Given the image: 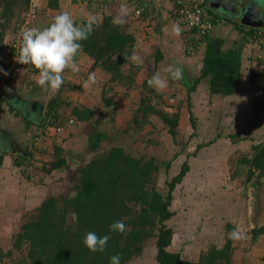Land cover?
I'll use <instances>...</instances> for the list:
<instances>
[{"label": "trees", "instance_id": "16d2710c", "mask_svg": "<svg viewBox=\"0 0 264 264\" xmlns=\"http://www.w3.org/2000/svg\"><path fill=\"white\" fill-rule=\"evenodd\" d=\"M30 2L31 0L0 1V68L6 64V53L14 50L13 47L5 46V39L13 26L15 25V28L16 24L22 21V14L29 12ZM58 7L59 0H49V9ZM148 12L143 15H148ZM113 20L112 16H106L101 21H93V31L87 40L81 42L82 49L78 53L79 56L87 55L94 61L91 71L101 67L111 76L102 92L103 113L110 112L108 119H97V111L92 107L77 106L72 110V115L78 122L90 126L87 151L93 153L94 158L74 175V193L69 188L58 195H51L30 212L31 216H27L29 219L21 226V232L16 235L13 247L5 257H13L15 252L23 253L17 264H109V258L119 254L121 264H129L134 258L142 255L144 244L148 240L155 239L157 264H231L234 240L230 239L223 248L214 246L207 252L203 251L198 262L184 260L180 252L170 249L174 231L167 222L176 215L170 208L172 196L176 187L182 184L189 174V162L186 161L180 166L178 174L171 176L173 161L157 164L155 158L138 157L136 151L127 149L123 143L114 144L127 132V129L116 130L115 127L121 106L115 99L119 93L115 92L113 96L111 94L115 84L122 85L127 82L126 86L130 89L136 88L133 93L137 96V101H133V105L137 109L132 119L136 122L135 130L141 129L144 124H151L150 118L158 116L170 127L169 132L176 141L180 133L176 131L180 118L179 113L172 116L158 108L165 98L163 94L149 87L147 80L143 84H137L136 74L140 73L141 68L132 66L129 59L136 49L134 29L127 25H115ZM84 22L87 20L76 21L77 24ZM128 64L131 66L129 72L126 71ZM134 70L137 73L133 74ZM32 90L35 91L36 88ZM2 94L0 99L6 102ZM64 103L66 100L57 98L49 102L44 122L38 125L39 129L35 131L37 133L32 139L35 146L38 142H43L44 135L48 139V129L55 128L53 131L58 134L57 129L67 122L60 113ZM66 104L71 105L70 102ZM20 108L22 109L16 116H23L26 128H30L32 122L27 120V115L33 112L25 106ZM23 109L28 114H23ZM13 110L14 108L10 107V112ZM192 124L197 127L196 123ZM109 130L113 134H110ZM195 140L201 141L198 143L200 145L191 154H186L187 158L197 157L200 149L215 142L210 140L204 143L206 139ZM106 142H112L113 146L104 152ZM55 148L58 158L40 169L45 174H51L64 167L69 168L67 158L59 156L63 149L57 146ZM181 155L176 154L175 158L178 159ZM32 158L33 151H28V148L20 154L19 164L23 165L24 174ZM254 165L260 170V176H264V150L256 158ZM161 173L167 178L166 193L160 191L156 184V176ZM253 175L254 172H250L248 177ZM28 178L31 179L30 175ZM118 220H122L126 225L124 233L111 232L109 229V225ZM228 227L234 230L232 226ZM90 231L100 237H110L103 252L93 253L84 246L83 238ZM262 233L264 228L252 231L253 244Z\"/></svg>", "mask_w": 264, "mask_h": 264}, {"label": "crops", "instance_id": "0c3cea01", "mask_svg": "<svg viewBox=\"0 0 264 264\" xmlns=\"http://www.w3.org/2000/svg\"><path fill=\"white\" fill-rule=\"evenodd\" d=\"M122 2L128 5L129 15L121 25L131 26L136 38L135 52L139 60L135 63L139 64V75L143 79L140 84L145 80L148 83L156 72H160L162 77H168V87L159 93L166 99L171 98L173 102L168 104L165 100V106L168 109L178 108L180 122L184 117L187 119L191 125L190 135H196L195 139L215 141L204 148L206 150L213 146L205 153L211 157L203 161V166L209 171L203 173L202 178L190 170L187 177L193 175L206 186L235 187L236 193L230 199L234 202L233 207L230 206L225 214L228 218H235L232 215L234 213L238 218L247 216V229L252 239V231L264 228V176H260V170L254 165L256 158L264 150V68L258 59L261 51L254 37L257 33L264 35V0L258 3L256 9L263 22V26L258 28H252L244 22V12L254 6L252 0H205L206 14L217 21L207 37L201 43L197 42L191 54L186 51L189 41L185 32L182 30L179 36L171 34V27L176 24L175 6L171 0H59L57 9L48 8L49 0H31L30 8L36 5L39 11L33 27H46L55 15L64 11L69 12L75 22L101 21L106 16L115 19ZM142 6L149 10L148 15L136 14V10ZM86 58L92 60L87 55H81L76 62ZM170 65L174 68L182 67L181 80L172 81L164 72ZM96 73L102 80L109 78L107 72L102 70L98 69ZM101 83L97 81V85L100 86ZM8 87V90L15 91L12 83ZM35 88L37 91L38 87ZM35 91L30 93L33 95ZM43 92L41 90L40 95ZM10 100L11 97L7 102ZM178 105L180 106L177 107ZM19 106L16 104L20 111ZM165 112L173 113L170 110ZM2 122L0 120L1 127ZM192 123H196L197 127ZM9 125L12 124L8 122V126L4 124L3 127L13 130V126ZM25 130L22 129L19 141L23 140ZM48 131L52 132L49 140L53 141L54 147L58 146L60 137L53 129ZM44 137L43 141L47 139L45 135ZM0 152L3 177L10 172L13 154H6L1 149ZM16 161L19 163V160ZM250 172H254L251 178L248 177ZM222 214L224 211L220 215ZM220 215L218 220L226 218H221ZM244 226L237 225L240 229ZM193 230L195 234L199 233V238L205 237L210 231L203 230L202 225ZM191 243L195 245L194 242ZM261 259L264 260V233L249 251H234L231 264H245L246 260L254 264V260Z\"/></svg>", "mask_w": 264, "mask_h": 264}, {"label": "rangeland", "instance_id": "374dc122", "mask_svg": "<svg viewBox=\"0 0 264 264\" xmlns=\"http://www.w3.org/2000/svg\"><path fill=\"white\" fill-rule=\"evenodd\" d=\"M35 6L32 5L31 8H36ZM26 14L28 13L24 12L20 20H22L23 15ZM262 15H264V12ZM35 21L36 20H33L29 27H33ZM19 23H21V21ZM19 23L16 24V29L14 25L12 30L8 33L5 39V46L13 47L15 40H19L20 37L17 36H20V32L23 29L20 28ZM13 52L17 54L19 51L16 48L12 50L11 53H6L8 55L5 54L6 64L3 65V68L8 69L9 66L13 67L14 72L10 73V75L12 74V78H10L13 84L12 88L15 87V91L2 89L1 92H5V90H7L6 92L8 94L12 92L15 98H20L22 101L19 103L6 101V103L0 99V120L3 121L2 125L4 126L5 124V126H8V122L12 124L9 126H13V130H11L13 139L18 142V137L20 139L22 129L24 130L26 128V124L24 123L23 116H16V113L20 111L15 104L24 105L27 109L31 110H37L38 107H40L43 110L42 113L46 114L49 102L52 99L57 98V100H66V103L70 102V106L64 103L60 109V113L65 117L67 122L63 127H60L59 130L57 129V131H59L58 136L60 137V144H58L57 147L63 149V152H60L59 156L67 158L66 160L69 168L64 167L51 174H45L40 171L43 165L58 158L56 157L57 150L54 147L53 141L49 140L52 134L51 131V133L49 132L48 134V139L42 143L38 142L36 146L32 143L33 135L38 129L37 125H39V122L34 121L33 118L27 115V120L33 123L30 128H26L23 140L18 142L23 149L28 148V151H33V158L29 162V167L26 169L27 172L24 174L23 165L21 166L19 164L20 162L18 163V161H16V159L19 160L20 158L19 153L11 154L13 165L8 174H4L2 177L0 169V186H2L0 187V264H17L23 256V253L15 252L13 257L5 256H7L8 251L13 247L16 235L21 232V226L29 219L27 216L30 217V212L51 195H58L69 188H71L72 193H74V175L78 173L77 171H79L81 167L91 162L94 158L93 153L87 151L90 126L81 124L77 121L74 115H72L73 108L77 106L92 107L97 111V119L99 120L108 119L110 114V112L103 113L102 92L104 91L105 83L111 76L107 72L109 78L102 80V77L96 73L98 69L106 72L104 69H101V67L91 71L93 60L86 58L80 60L78 63L76 62L79 71L72 72L66 70L63 74L64 83L58 91H44L42 95H40L43 89L39 88L35 83L38 70L31 65L17 63L16 59L12 58V55L14 57ZM10 63H12V65H10ZM130 63L132 66L139 65L131 60ZM130 69L131 66L129 64L126 65V71L129 72ZM92 73H96L95 83H90L89 87L84 89L83 85L88 79L89 74ZM135 73H137L136 70H134L133 74ZM136 75L137 84L143 82L142 76L139 75V73ZM97 81H101L103 85L102 83L100 86L97 85ZM126 84L127 82L122 85L115 84L111 93L112 96L115 92L119 93L115 99L119 101L121 105L115 122L116 130L117 128L123 130L127 129L126 134H122L123 136L121 135L120 139L118 141L116 140L117 142H114V144L120 145V143H123V146L127 149L136 151L135 154L138 157L144 156L148 157V159L155 158L157 164L173 161V166L170 170L171 176L178 174L180 166L188 161L190 168H192V173L198 174L203 178V173L209 171V169L203 166V161L211 157L210 154L205 155V153L211 150L213 146L206 150L204 148L200 149L197 157L187 158L186 154L188 155L194 152L196 147L200 145L198 143L201 141H196L193 139L194 137L190 138L191 128L189 126L191 125H189L185 117L182 118L178 129L176 128V131L180 132L178 133L176 141L169 132L170 127H167L163 119L158 116H152L150 118L151 124H144L141 129L135 130L136 122L134 123L132 119L136 112L135 109H137V107L133 105V101H137V96L133 93L136 88L130 89ZM36 86L38 90L32 95V89ZM101 86L103 87L101 88ZM18 91H21V93H18ZM127 93L129 95H127ZM111 94H109L110 97ZM165 100H167L168 104L173 102L171 98H165ZM163 102L159 103V109H163L164 111L170 110L173 113H169V115H177L178 108H176V110L168 109L167 106H165L164 100ZM132 106H134V108ZM10 107H13L16 112L14 110L10 112ZM37 112H39V110H37ZM23 114H28V112L23 109ZM70 119L71 121L69 122ZM52 129L56 130L55 128ZM110 131L111 130H109V133L113 134V132ZM134 131L135 134H133ZM115 132L116 131H114V133ZM0 139H2L4 143L7 141V137L5 136L2 138L0 137ZM204 143H208V140L204 141ZM112 146V142L104 143V152L108 151ZM176 154L182 155L177 159L175 158ZM28 175H30L31 179L28 178ZM187 176L185 181L176 187L172 196V205L170 208L176 215L167 222L168 226L174 231L170 249L175 252H180L184 260H194L198 262L203 250L207 252L214 246L218 249L225 246L229 239L228 234L233 231L228 226H232L235 229L238 224L245 225L241 230L247 235H244V238L240 240L233 241V262L234 251L235 253L236 250H239L241 253L242 250L245 249L249 251L255 244H253L252 239H250L251 234H249V230L247 229L249 226L247 216L238 218V215L234 213L232 215H234L235 218H228L225 214V212L229 211L230 206L234 204L230 199L233 198L237 189L235 187L220 188L217 186H206L201 179L193 175ZM156 177L158 189L166 193L167 178L162 173ZM223 211L224 214L220 215ZM219 215L221 218H226L218 220L217 217ZM201 225L203 230L210 229V231L205 237L199 238V233L195 234L193 229H198ZM191 242H194L196 246ZM199 246H201V248H199ZM156 252V240H148L144 244L142 255L134 258L129 264H157L155 261ZM246 254H248V252ZM195 259H197V261ZM253 262L254 264H264V260L262 259L254 260ZM250 263V260H246L245 262V264Z\"/></svg>", "mask_w": 264, "mask_h": 264}, {"label": "clouds", "instance_id": "9594fccd", "mask_svg": "<svg viewBox=\"0 0 264 264\" xmlns=\"http://www.w3.org/2000/svg\"><path fill=\"white\" fill-rule=\"evenodd\" d=\"M139 14V13H137ZM129 15V7L122 2L113 23L120 25L126 22ZM167 30V29H166ZM93 31V21L77 24L69 12H61L52 18L49 25L43 28L29 27L20 32L19 54L16 55V62L22 65H31L38 70L35 83L45 92H56L64 83L66 70L78 72L76 57L82 49V41L89 38ZM182 29L179 23L173 24L171 34L179 36ZM129 59L137 62L139 57L133 53ZM172 81H179L183 78L182 67L168 66L164 69ZM90 83H95V74H89L83 87L88 88ZM168 77H162L156 72L148 80V85L160 92L168 87ZM111 232L124 233L126 225L122 220L114 221L109 225ZM230 240H240L244 234L239 227H236L228 234ZM110 237L98 236L94 232H88L83 238L84 246L91 252H103ZM109 264H121L119 254L109 258Z\"/></svg>", "mask_w": 264, "mask_h": 264}, {"label": "built area", "instance_id": "2783aa9c", "mask_svg": "<svg viewBox=\"0 0 264 264\" xmlns=\"http://www.w3.org/2000/svg\"><path fill=\"white\" fill-rule=\"evenodd\" d=\"M175 6V23H179L181 29L185 32V37L188 38L187 45V53L191 54L193 52L194 47L197 46V42L201 43L203 39L207 37L210 30H212L214 26V22L217 21L213 16L207 15L204 9L205 0H171ZM148 9L145 6L140 7L136 10V14L141 16L144 13H147ZM39 15V11L37 8H31L28 14L23 15V19L21 23H19L20 28H28L31 25V22L37 18ZM20 37V36H17ZM255 41L260 47L261 53L259 54L258 59H260L264 68V35L261 33H257L255 36ZM20 38L19 40H15L13 49H18L19 51ZM12 55V58L15 59L17 54ZM12 65V63H10ZM17 68V67H16ZM15 68V69H16ZM14 69V70H15ZM13 67L9 66V68H0V95L2 89H7L9 84L11 83V78L13 73ZM11 77V78H10ZM2 155L0 152V163H1Z\"/></svg>", "mask_w": 264, "mask_h": 264}, {"label": "water", "instance_id": "95a60500", "mask_svg": "<svg viewBox=\"0 0 264 264\" xmlns=\"http://www.w3.org/2000/svg\"><path fill=\"white\" fill-rule=\"evenodd\" d=\"M263 0H252V2H254V6L251 8H249L248 10H246L244 12V22L249 25L252 28H258V27H262L263 26V22L261 21L260 15L258 14V12L256 11L258 3H261ZM263 16V15H262ZM5 98H7V100H9V94L5 91L2 94ZM11 97V96H10ZM11 101V100H10ZM18 104V103H17ZM19 105V104H18ZM38 106V105H36ZM21 107V106H20ZM31 110V109H29ZM37 110H39V112H37ZM36 111L31 110V112L28 114L29 117L33 118L35 121L39 122V124L44 122V118H45V114H43V110L38 107ZM0 137H4L2 133H0ZM10 138V137H9ZM9 140V139H7ZM0 149L2 151H4L6 154L10 153V154H14L17 153L18 150L14 149V146L11 144V141H4L0 140Z\"/></svg>", "mask_w": 264, "mask_h": 264}, {"label": "flooded vegetation", "instance_id": "af4514ba", "mask_svg": "<svg viewBox=\"0 0 264 264\" xmlns=\"http://www.w3.org/2000/svg\"><path fill=\"white\" fill-rule=\"evenodd\" d=\"M10 96H11V100H16L18 103L22 101V99H20V98H15V96L13 94H10ZM10 96H9V98H10ZM0 133H2L3 136L7 137V139H9L11 141V144L14 146V149L15 150H18V152L17 153H14V154H18V153L21 154V153L25 152V149H23L20 146V144L18 143L19 141L17 142L15 139H13L12 131L11 130H6L5 127H3V126L1 127L0 126ZM9 136L11 138H9ZM0 140H2V139H0ZM9 140H7V141H9Z\"/></svg>", "mask_w": 264, "mask_h": 264}]
</instances>
